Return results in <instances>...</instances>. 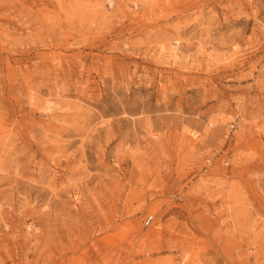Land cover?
Returning a JSON list of instances; mask_svg holds the SVG:
<instances>
[{
	"label": "rangeland",
	"instance_id": "obj_1",
	"mask_svg": "<svg viewBox=\"0 0 264 264\" xmlns=\"http://www.w3.org/2000/svg\"><path fill=\"white\" fill-rule=\"evenodd\" d=\"M0 264H264V0H0Z\"/></svg>",
	"mask_w": 264,
	"mask_h": 264
},
{
	"label": "built area",
	"instance_id": "obj_2",
	"mask_svg": "<svg viewBox=\"0 0 264 264\" xmlns=\"http://www.w3.org/2000/svg\"><path fill=\"white\" fill-rule=\"evenodd\" d=\"M153 220V216H148L145 218L144 224L145 226H148Z\"/></svg>",
	"mask_w": 264,
	"mask_h": 264
}]
</instances>
